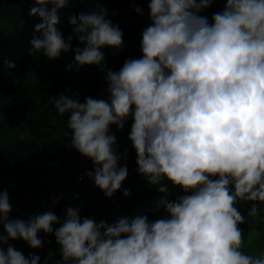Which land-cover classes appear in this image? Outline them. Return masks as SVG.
I'll return each mask as SVG.
<instances>
[{
    "label": "clouds",
    "instance_id": "9594fccd",
    "mask_svg": "<svg viewBox=\"0 0 264 264\" xmlns=\"http://www.w3.org/2000/svg\"><path fill=\"white\" fill-rule=\"evenodd\" d=\"M214 0H148L150 23L141 31L139 57L109 68L104 48L118 53L123 30L97 5L70 15L72 33L57 28L68 0H34L38 16L29 54L57 59L72 48L67 65H95L105 72L107 96L61 92L48 99L67 114L70 145L93 163L86 175L107 198L128 175L113 125L123 129L136 152L137 171L160 192L183 194L161 201L164 214L123 216L114 223L81 217L68 206L61 219L51 209L12 218L7 189L0 192V264H39L9 243L42 246L39 233L59 245L57 264H264V252L242 250L245 216L264 207V0H225L211 22L203 15ZM51 6V7H49ZM137 14L143 8L136 6ZM12 72L14 60H5ZM19 82V81H18ZM83 179V177H81ZM123 194L130 196L128 189ZM59 197H52V205ZM55 225H59L55 227ZM6 246V247H5Z\"/></svg>",
    "mask_w": 264,
    "mask_h": 264
},
{
    "label": "trees",
    "instance_id": "16d2710c",
    "mask_svg": "<svg viewBox=\"0 0 264 264\" xmlns=\"http://www.w3.org/2000/svg\"><path fill=\"white\" fill-rule=\"evenodd\" d=\"M224 3L225 0H214L202 14L211 22L213 13L221 11ZM97 5L105 6L109 18L123 30L124 46L118 53L107 47L102 49L107 66L119 70L126 58L142 55L141 31L151 22L148 0H68L67 6L58 10L57 28L67 38L72 33L69 16L89 12ZM32 6L34 0H0V192L8 190L13 210L22 212L41 205L44 211L51 209L61 219L66 214L65 206L58 202L53 207L52 197L74 187L76 194L68 204L78 208L81 217L103 219L108 223L137 213L147 214L149 219L161 217L164 214L161 201L175 199L183 192L171 188L160 192L149 185L137 171L133 146L121 164L127 165L128 175L111 198H107L89 177L78 182L92 161L71 147L67 114L58 115L47 101L69 90L78 92L81 102L88 96L103 94L106 97L105 72L95 65L83 66L79 71L67 67L74 60L73 49L79 46L75 37L72 48L57 59L50 60L43 53L29 54L30 39L35 34V25L40 22L38 16L29 14ZM136 6L143 8V15L136 13ZM6 59L15 61L14 71L4 68ZM131 123L129 119L122 129L125 135L122 140L127 144L131 142L128 138ZM124 189L129 190L130 196L123 194ZM237 206L245 216L240 225L242 250L259 255L264 252V207L253 217L249 215L250 202L238 201ZM11 217L20 216L11 213ZM3 231L0 225V233ZM39 236L42 246L37 249L23 240L11 244L25 256L38 255L39 264H57L61 254L54 235L41 232Z\"/></svg>",
    "mask_w": 264,
    "mask_h": 264
},
{
    "label": "built area",
    "instance_id": "2783aa9c",
    "mask_svg": "<svg viewBox=\"0 0 264 264\" xmlns=\"http://www.w3.org/2000/svg\"><path fill=\"white\" fill-rule=\"evenodd\" d=\"M131 142L128 143L126 146H123L121 148L118 149L119 151V154L121 156V159L119 161L120 165L122 164V162L125 160V158L127 157V155L130 153V150H131ZM93 169V163L92 165L88 168V169H85L81 175L79 176L78 178V182H82L84 181L86 178H88V176L86 175L87 171L88 170H91ZM81 177H83V179H81ZM76 187L74 188H71V189H68V190H64L62 192H60L57 197H59V201L58 202H67L69 201L70 199H72L75 194H76ZM44 212V209H43V206L39 205V206H35V207H31V208H28L24 211H16V210H13L12 213L16 214L18 213L19 214V218H24V219H27L28 215H35L37 213H42ZM19 240H15V241H12L10 240L9 243H14V242H18Z\"/></svg>",
    "mask_w": 264,
    "mask_h": 264
},
{
    "label": "rangeland",
    "instance_id": "374dc122",
    "mask_svg": "<svg viewBox=\"0 0 264 264\" xmlns=\"http://www.w3.org/2000/svg\"><path fill=\"white\" fill-rule=\"evenodd\" d=\"M122 129H117L116 128V126L115 125H113L112 126V128H111V131L116 135V137H117V143H118V145H119V148H121V147H123V146H126L127 145V142L126 141H123L121 138H119V131H121ZM124 137V136H123ZM70 201V200H69ZM69 201H67V202H64L62 205L63 206H65L64 208H65V211H66V208L68 207V206H70L71 204H68L69 203ZM65 203H67V205L65 204ZM21 240H19L18 242H20ZM11 244V243H10ZM13 245V244H12Z\"/></svg>",
    "mask_w": 264,
    "mask_h": 264
},
{
    "label": "crops",
    "instance_id": "0c3cea01",
    "mask_svg": "<svg viewBox=\"0 0 264 264\" xmlns=\"http://www.w3.org/2000/svg\"><path fill=\"white\" fill-rule=\"evenodd\" d=\"M119 133H120V134H119V138H121V139H122V138H125V135H124V133H123L122 130L119 131ZM123 136H124V137H123ZM31 204H32V202H31ZM31 204H30V205H31Z\"/></svg>",
    "mask_w": 264,
    "mask_h": 264
}]
</instances>
